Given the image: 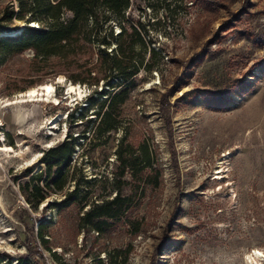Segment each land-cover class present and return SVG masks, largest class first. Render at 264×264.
<instances>
[{
    "label": "rangeland",
    "instance_id": "374dc122",
    "mask_svg": "<svg viewBox=\"0 0 264 264\" xmlns=\"http://www.w3.org/2000/svg\"><path fill=\"white\" fill-rule=\"evenodd\" d=\"M11 3L16 10L17 0H0V17ZM108 13L98 8L112 54L120 25L103 22ZM71 15L62 8L60 19ZM119 19L127 29L138 21L144 41L133 46L137 72L108 130H101L105 123L98 130L101 113L84 127L96 105L77 108L86 115L69 120L92 89L125 83L89 77L101 76L109 62L94 53L105 44L93 43V53L82 47L79 67L35 57L32 48L0 61V264H250L253 249L264 254V0H129ZM72 72L84 80L73 81ZM107 81L118 84L108 88ZM46 82L56 100L24 96ZM69 83L82 90L77 101L66 92ZM70 131L79 135L64 186L29 192L28 202L21 185ZM129 154L136 169L121 167ZM118 192L131 198L124 215L101 230L82 227L79 216ZM39 223L49 248L37 236Z\"/></svg>",
    "mask_w": 264,
    "mask_h": 264
},
{
    "label": "trees",
    "instance_id": "16d2710c",
    "mask_svg": "<svg viewBox=\"0 0 264 264\" xmlns=\"http://www.w3.org/2000/svg\"><path fill=\"white\" fill-rule=\"evenodd\" d=\"M54 1L55 2H52L51 0H31L29 9H26L25 0H17L18 8L16 10L12 3L3 9L0 21L11 20L14 17L29 23L19 29L18 33L15 35H2L1 31H9V29H5L2 23H0V61H2L8 54L32 48L35 57L40 56L47 58L49 56H56L64 59L67 66L74 62L79 67L82 66V63L77 61L76 56L82 52V47L86 46L87 49L93 53V43L105 44L104 47L94 52L97 55L98 62L109 61L108 63H104V65L106 64V67L103 68L102 75H89L94 68V65L86 67V73L89 77L94 79V84L98 82V79L106 78L111 75L120 77L125 83L114 91V88L111 90L92 89L87 93L81 103L73 106L69 115V120L74 121L75 118L80 116L83 119V115H86L83 112L81 114V110L77 111V108L82 109L83 107L96 105L95 117L86 116L84 119V127L86 128L89 123L93 124L96 117L101 113L97 123L98 130L103 126V123H105V125L101 130H108L114 127V123L107 122L108 116H111L112 113H118L120 105L127 98L130 80L137 72V65L132 63L133 46L134 44H143L144 39L139 30V27L141 28L142 26L139 25V22L137 21L139 27L131 23L129 24V29H127L120 22L119 17L121 18L124 16V11L129 4V0ZM100 7L112 13V15L109 13L103 14V22H108L115 18L120 25V30L117 31L118 37L115 39V52L112 54H108V51L105 50L109 41L104 38L105 33H102L103 25L98 23V8ZM62 8L70 10L72 15L66 19H60ZM26 12H28L29 17H26ZM34 20H36V22ZM109 35L113 37L111 30L109 31ZM158 50L159 49L154 50L149 48V51H151L152 54ZM149 67L150 65L148 63L146 68L149 69ZM106 69L108 71L107 73ZM69 76L73 81L84 80V77H80L81 75L78 72H72ZM117 84L118 82L107 81L108 88L115 87ZM102 93L107 94V97L98 100L97 98L100 97ZM75 111L77 112L76 116H74ZM78 135V133L72 135L70 131L65 139L55 145L49 146L45 150L42 156V161L45 163V167L39 169L36 173L31 174L29 181L24 185H21V191L24 193L28 202H33L31 197H29V194L33 193V191H41L43 188L59 190L64 186V167L71 159L73 144ZM144 156H147L146 152ZM130 157L131 155L129 154V157L122 161L121 167L123 169L125 167L136 169L135 163L131 160L129 161ZM146 165H148V162ZM30 169L31 168H26L23 175L29 174L31 172ZM40 181L43 182V185L39 184ZM29 185H32L31 191L28 190ZM76 191L77 190L75 189L73 193H76ZM70 195L71 193H67L66 197L61 200V203L68 200ZM43 197V195H40L36 197V200H41ZM54 204L56 206L58 203L54 202ZM130 204L131 198L129 194L124 195L121 194V192L115 193L111 198L103 200L100 204L93 205L91 209L88 211L86 210L83 215L79 216V219L82 222V227L87 228L88 224L96 230H101L104 225H109L111 220L124 215ZM44 226V223L38 224L37 236L41 243L46 248H49L47 247L48 245H46L48 238L43 237ZM99 262L100 259L98 258V260L95 261V264H98Z\"/></svg>",
    "mask_w": 264,
    "mask_h": 264
},
{
    "label": "bare ground",
    "instance_id": "6f19581e",
    "mask_svg": "<svg viewBox=\"0 0 264 264\" xmlns=\"http://www.w3.org/2000/svg\"><path fill=\"white\" fill-rule=\"evenodd\" d=\"M20 27H16V28H11V29H9V30H14V31H16L17 32V29H19ZM6 31H8V30H6ZM4 33V32H3ZM6 34V33H5ZM57 80L58 81H62V78L59 76L58 78H57ZM48 87H51V89H52V91L51 92H49L48 91ZM53 89H54V85H53V83L52 82H46V83H43V84H41L39 87H34V86H32V87H30L27 91H25V93H24V96H26L28 99H31V98H33L35 95L37 96V95H41L45 100H49V99H55L56 100V98L53 96V94H52V92H53ZM41 90V91H40ZM39 91L41 92V93H39ZM70 91H74V93L76 92V94L75 95H78V96H80L81 95V91L82 90H80V88L78 87V86H75L74 84H72V83H69L68 85H67V87H66V92L68 93V92H70ZM41 98V97H40ZM31 100H33V99H31ZM53 122H55V120H52L51 121V123H53ZM50 128H52V127H50ZM259 256L262 258H264V254L261 252V251H259V250H257V249H253V251L252 252H250L248 255H247V258H246V260H247V262L248 263H250V264H261V262L260 261H258L259 260ZM264 260V259H263Z\"/></svg>",
    "mask_w": 264,
    "mask_h": 264
},
{
    "label": "water",
    "instance_id": "95a60500",
    "mask_svg": "<svg viewBox=\"0 0 264 264\" xmlns=\"http://www.w3.org/2000/svg\"><path fill=\"white\" fill-rule=\"evenodd\" d=\"M36 26V25H35ZM22 27H20L19 29H21ZM19 29H17V32L16 31H14V30H10V31H4V32H7L6 34H4V33H1L2 35H15V34H17L18 33V31H19ZM65 86V85H64ZM63 86V87H64ZM66 87V86H65ZM66 93V92H65Z\"/></svg>",
    "mask_w": 264,
    "mask_h": 264
},
{
    "label": "snow or ice",
    "instance_id": "6c2138e0",
    "mask_svg": "<svg viewBox=\"0 0 264 264\" xmlns=\"http://www.w3.org/2000/svg\"><path fill=\"white\" fill-rule=\"evenodd\" d=\"M48 91H49V92H51V91H52L51 87H48Z\"/></svg>",
    "mask_w": 264,
    "mask_h": 264
}]
</instances>
